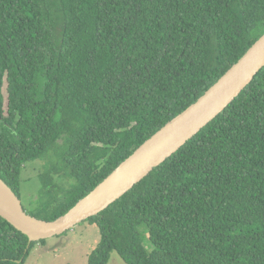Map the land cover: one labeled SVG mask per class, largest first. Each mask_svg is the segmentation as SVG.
Here are the masks:
<instances>
[{"label":"trees","instance_id":"1","mask_svg":"<svg viewBox=\"0 0 264 264\" xmlns=\"http://www.w3.org/2000/svg\"><path fill=\"white\" fill-rule=\"evenodd\" d=\"M263 34L264 0H0V178L20 198L24 166L45 160L23 207L60 218ZM86 222L101 235L88 264H264V68ZM35 243L0 216V264Z\"/></svg>","mask_w":264,"mask_h":264},{"label":"water","instance_id":"2","mask_svg":"<svg viewBox=\"0 0 264 264\" xmlns=\"http://www.w3.org/2000/svg\"><path fill=\"white\" fill-rule=\"evenodd\" d=\"M263 68L264 34L203 96L145 141L65 215L48 222L28 214L0 178V216L28 237L29 248L99 215L220 115Z\"/></svg>","mask_w":264,"mask_h":264},{"label":"rangeland","instance_id":"3","mask_svg":"<svg viewBox=\"0 0 264 264\" xmlns=\"http://www.w3.org/2000/svg\"><path fill=\"white\" fill-rule=\"evenodd\" d=\"M4 95L7 97L6 90ZM50 167V166H49ZM48 168L45 160L26 164L21 175L20 199L25 209L34 206L39 198V176ZM57 181L65 185L63 180ZM101 238L97 225L82 222L61 236L36 242L29 251L25 264H88V256ZM109 264H125L117 252H113Z\"/></svg>","mask_w":264,"mask_h":264}]
</instances>
